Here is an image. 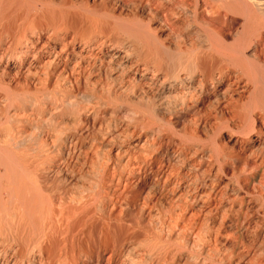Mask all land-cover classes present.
<instances>
[{
	"label": "rangeland",
	"instance_id": "rangeland-1",
	"mask_svg": "<svg viewBox=\"0 0 264 264\" xmlns=\"http://www.w3.org/2000/svg\"><path fill=\"white\" fill-rule=\"evenodd\" d=\"M133 1L134 0L132 1L131 0L130 1L129 0H118V1L117 0H102V1L100 0H0V12H1L0 15L8 16L10 19L11 17L13 19L17 17L16 20L15 19L14 20L16 25L18 24L17 26L18 32H21L25 28L31 31L33 30L34 33L32 34L37 38L39 36L38 33H40V31H43L42 39L46 40L47 39L46 37L50 36L51 39L50 41L52 42L54 41L56 44V46H53L54 42L53 43L51 42L53 48L50 49L49 53H42L41 55H37L36 58L33 55L32 56L29 55V57L25 61L24 60L15 61L14 59L12 60V56H8V57L4 56L2 58L1 57L2 51L0 52V97H2L0 98L1 100L0 101L1 103L0 104V109H1L0 111V159H1L0 177L3 178V179L0 178V190L1 191L4 190L3 193L0 191L1 194L0 214L2 213L1 214L2 217L0 218V228H1L0 232H3L0 233V240L2 241L3 246L5 245V243H6L5 246L15 242H16L15 244H21L23 247V251L25 253L24 255L25 256L27 255L26 257L24 256L25 258L24 264L25 263L30 264V262H32L31 258H33L32 253H30V251L32 249H36L39 245L43 243V241L45 240L47 241L46 235L51 231L49 230L50 221L48 223V220L44 216V214L46 213H43L46 212V208L43 207L45 206L44 202L42 203V201H45V198L44 196H40L42 193H44L40 191L42 186L40 183H42L43 185H49L50 183H53L52 181H54V184H58L65 188L68 187L67 189L71 188L69 191L71 190L73 191L74 189H76L75 191H78L82 187L85 186L88 187V185H90L89 187L94 188L95 185L98 184L99 182H101L102 185L104 184V181H107V183L112 184L113 183L112 179H113V181L116 184H119L120 187L123 186V183L128 182L127 184L128 185L130 184V186H132L131 187L132 189H138L139 187H141L142 193L145 194L146 192V195L142 194L144 197V198L142 197V202H147V204L142 203L141 205L142 208L138 206L139 210L138 209L136 210L135 208L136 210L135 211L133 208H130L131 206L128 209L125 208L127 205L126 204L127 201L125 199H121L122 202H120L119 206L117 207L118 210L120 209L117 214L121 215L119 217L124 219V221L123 220L121 221H123L125 225L132 227L134 231H136L137 228L138 229L142 228V226H144L143 225L144 221L145 224L147 222L150 223L147 224H149L148 227L150 226L151 229L146 228L149 229L148 230L149 234H147L148 237H146L145 240H143L145 243L141 241V244L145 245L148 250L139 252L138 254H136L137 257L134 256V259L136 261H139L141 259V264H171L172 262L177 263L178 261H179L178 264L179 263L201 264V262L202 264H229V262L237 263L238 261H242L243 264H250L251 261H253L254 263L257 262V264L259 262H262L264 264V244L258 243L257 245L254 246L256 248L254 247L249 248L250 252L249 251L242 252L240 251L241 248L238 251L237 248L234 247L235 243H237V246H242L246 244L248 246L250 242L248 241L245 235H241L243 229L234 230L225 225L229 220L228 218L229 216L227 217L225 215L222 219V222L225 221L224 225L219 226L220 224L218 219H220L221 217L216 218L218 216L215 215L207 216L206 214H204V212H202L201 214L199 213L200 215H196L194 218H192L193 220L192 219L189 220L191 221L190 223L192 226H194L195 228L197 227L196 232L201 231L200 234L202 236H200V234L198 233L199 235L197 236H199L200 239L199 237L197 238L196 236H193V238L192 237H190V239L188 238L187 241L184 238L185 236L184 234H188L189 232V228L187 224L184 226L185 229H183L184 227H181L179 229L178 228L174 229L171 225L169 227V224H162L160 221V216L158 214L159 209L164 211L166 209L164 207L168 205L167 202L169 201V198L171 197L175 198L179 193L182 192V190H178L172 194L169 193L167 191L169 185L168 184L162 185L161 182L162 178H156L157 176L151 173V171H153V168L150 167L149 161L153 157V153L156 154L155 158L157 159V161L159 160V162L161 163H164L166 161L164 164H168L169 166L173 165V167L171 168H174L175 166L174 172H177L179 174H182L184 171L188 170L189 168L193 170L192 166H197L202 162H204V164L207 163L206 165L208 167L210 165L209 169L210 170L212 169L211 170L212 172L217 171L218 169L217 167L219 163H221L222 171H226L225 169H227V171L231 170V165H235L237 167L242 168V166H240V164L237 163L233 158L228 157L229 150L232 149L233 147L235 148L238 147L236 140L241 137V133H239V128L237 125L240 124V121L237 118L235 120L226 119L228 118V115L229 116L232 115L231 110L228 111L226 110L227 113L226 112L224 113L225 118H223L222 117L223 115L219 110L220 106L222 105H217L218 103L214 99L213 95H208V97L202 101L199 100L198 102L197 101L194 102V104L200 107L199 113L196 114V111H193L191 106L187 109L183 104H180L179 101H175L173 97L170 96L171 94H174L173 92L171 93L166 92L167 89H163L164 91H162V88L158 84L161 81L162 77H164L163 76L164 73L166 74L169 71L168 74L170 76L173 74L172 76H174V71L176 70L178 63L180 64L179 62L180 59L182 58L181 60L185 61L186 60L185 58H187L188 56L187 55L185 57L188 51L186 53L184 52L185 54H181L182 52L180 50L183 51V49L189 48L190 47L189 45L195 43H197L194 45L195 48L201 45L204 47L206 40L201 32H197V27H195L196 23L194 21L192 22L193 17L191 13L189 12L187 13L178 7L169 5L167 2H165V0H161L163 3L160 2L159 0H152V1L140 0V3L144 1L143 2L144 4L137 3L139 2V0H135V2ZM154 2L156 3L159 2V3L158 4L155 3L154 5ZM101 3L103 4L102 6H100ZM104 4H106L107 6ZM155 7H157L158 9L157 8L155 9ZM169 7L172 8L169 9ZM157 12L159 13L157 14ZM162 12H166V13H162ZM188 14H190L191 16L190 18ZM150 15L151 17H149ZM164 15H167V20L165 21H163ZM176 15H178L179 17ZM169 20L171 21V23ZM165 22L166 24H164ZM188 23H190V25H188ZM174 25H176V27ZM40 27L44 29H39ZM168 27L171 28L169 29ZM173 27H174V31L172 29ZM146 30L148 31L147 33ZM168 33L170 36L168 35ZM179 34H182L181 35L183 39L182 41H180L181 39L179 40V38H181ZM18 35H20V33H18ZM174 36H176L177 38ZM194 36H196L197 39L199 38L200 45H198L199 42L198 40L196 41V38H194ZM73 38L76 39L77 46L80 43V46H78L77 49L81 48V46H86L88 50L90 51L93 50V52L99 56V58L96 59L97 62L95 63V66L93 68H91L87 64H89V62L93 63L94 60L90 59L88 60V62H86L87 64L85 65H87V67L89 68L88 69L86 68L85 78L87 82L85 81L83 86L80 85V82H76L74 80L76 77L75 78L73 77L72 81H70L66 76L67 73H70L72 71L74 72L76 66L78 70L79 63L77 60H79L80 58L79 54L75 53L72 57L68 56V52L71 51L72 45L66 47L69 39H73ZM170 38L171 40L174 41H171ZM191 38L194 40V42L191 40ZM6 39L9 38L6 37L5 40ZM162 39H164L166 42ZM201 41L204 44H202ZM173 42H175V44ZM182 42H184L185 46L187 44L188 45L184 48V45L183 46L181 45ZM188 42L191 44H189ZM157 44L160 46V48ZM163 44L165 46L168 44L169 46L168 50H166L168 46L164 47L165 48L164 50L162 46ZM172 45L174 47L173 49H172ZM176 46L177 47L182 46L183 48L180 47L179 48L180 50L178 51V48ZM175 48L177 51L174 50ZM61 49H66V50L63 53H61V55H58L57 53ZM169 49L171 50V52H173V50L176 52L174 56L178 59L176 64L173 62V64L176 65L175 67L168 60V56L169 59L171 57L170 61H173L172 59L174 58L170 54L168 55V53L170 52ZM162 50H164L163 51L164 53L167 51L165 55L164 53L162 54V52H160ZM178 52L181 53L179 54ZM177 53L178 55L180 56L182 55L185 58H183L182 56L181 58L179 56L177 57L176 56ZM166 55L168 61L165 58ZM123 56H126L128 59L127 61H125V64L127 65L128 68L125 66H122L123 68L120 66L116 67L115 66L117 64L116 61L117 62L122 61ZM100 59H103L104 62L107 59V63L110 60L113 61H110L111 62L110 65L108 64L104 65V63H100L101 62ZM44 60L45 63L43 62ZM48 61H50V63ZM157 61L160 62V64H162L161 62H164V64L160 65ZM165 61H166V67H163L165 66ZM182 61L181 64L183 65ZM19 62L20 63L23 62L24 65L22 66L21 71L18 73L16 70H12L11 67H14L13 65L18 66ZM168 62H169L168 65L171 64L170 66L172 68L167 65ZM112 64L113 66H115V68H112ZM147 64L150 65V70L147 71L148 73L146 77H142V74L144 72L143 70L147 66ZM181 64L180 66H178V68L181 67ZM57 65L58 68L66 66V70L63 71V73H61L60 71L54 72V69L57 68ZM160 66L162 68V71L159 68ZM167 66L168 68H171V70L168 69ZM104 67L105 68L107 67V69L105 70ZM173 67L175 70L173 69ZM155 68H157L156 70H159L156 73V79H155L156 81L154 80L153 81L154 83L153 82L149 83L151 80L150 76H152V73L155 70ZM164 68H167L165 69L167 71H165ZM53 72L55 74L53 80L51 82H48L49 77L48 79L46 77L50 76L49 74H52ZM73 76H77V73L73 74ZM197 78L198 77H196L194 84L197 83ZM170 80L173 81L172 77H169V79H167V83L164 84L166 88H169ZM168 94L169 96H167ZM199 96L200 94L196 93L192 95V98L196 100ZM193 99H192V103H193ZM208 99L209 101L210 99L212 101L209 102L207 101ZM239 110L242 112L244 111L243 108L242 109L240 108ZM189 111L193 115H190ZM251 114L250 117H252L253 119V117L256 118L258 117V115L263 114V112L259 110V108H257L254 109L251 112ZM85 118L88 119L87 122L84 121ZM254 121H255L254 125H257L258 120L257 121L254 120ZM93 123L95 124L92 129L93 132L92 136L91 134H89L91 132H89L88 134L83 133L84 137H82L83 139L81 140V142L82 141L83 142L79 143V146L76 147L77 150L76 149L71 150L70 147L71 145H73L72 144L73 141L70 138H66V135L69 132L79 133L80 131L79 129H81L84 126L87 127V124H88L87 128H90V126L93 125ZM95 126L96 129L94 128ZM17 128L20 129L25 134L23 133H20L21 135L16 134L18 130ZM11 131L14 132L15 134H13ZM14 135H18L19 137L22 135L23 136L20 137L19 139L18 136L14 137ZM92 146H95L96 149ZM255 151H256V158L255 159L250 158L249 160L251 165L248 168H245L243 172L238 171L235 177L231 178L233 180L232 181L233 183L229 181L231 184L230 188L233 186L234 188L237 189V185L235 184L236 183L235 179H237V177L241 179L247 177L250 180V184L251 185L254 184L256 187L258 186V188L256 187L253 188V186H251L250 191H253L254 194L249 193L250 196L246 194L244 195L253 197L255 201L257 200L256 204L260 202L261 203L263 202L264 204V193L261 199L256 196L258 194L257 192H259L261 189L262 192H264L263 191L264 190V162H263L264 144H262V146L256 149ZM246 152L249 151L247 150ZM128 153L129 154L132 153L133 156L131 154L129 155ZM140 154L144 158H141L142 156H140ZM127 155H129L128 156L129 158H127ZM184 157L185 160L183 159ZM32 158L34 159L33 163H32L33 160ZM139 158L141 160H139ZM12 161L14 162L12 163ZM139 161L141 162L143 161L142 163H145L143 165L145 168L141 170L140 172L141 174L137 173L138 168L136 169V167H131L132 164H137ZM7 162L9 163V165ZM13 165L15 166L13 167ZM4 169L6 170L7 173L9 171L11 172L13 171V176L11 172H9V174L7 175ZM17 169H19L20 171L19 170L17 171ZM114 169L115 170L117 169V171H115ZM14 170L17 172V174L20 172V174H18L19 176L17 174L14 175L15 173ZM33 170L42 171V175L40 171L37 172L35 171V173L38 175V176L36 175L35 177L34 172H32ZM103 170H105V172ZM43 171L45 177L47 176L50 178V180H52L51 182H48L50 181L49 178L48 179L47 177L43 178L44 177ZM112 171L114 174H112ZM22 172L24 173L23 175ZM28 172L31 174H29ZM2 173L4 175H2ZM106 175L108 176L106 177ZM111 175L112 176L114 175L115 178L114 177L110 178ZM212 175L213 174L211 172L207 174L204 173L199 177L200 179L198 180H200L201 182L202 181L204 182V180H206L205 182L208 183L213 179ZM4 176L6 177V179ZM249 176H251V178ZM38 177L41 178L42 180L46 179L47 181L44 180L40 182L41 179H39ZM150 177L152 179H150ZM226 177L223 176L222 179L227 181L229 179V175H227ZM17 179H19L21 182H19V180ZM114 179L117 180V182ZM38 180L40 181L37 182ZM151 180L155 184L151 182ZM44 182L46 184H44ZM13 183L14 184L17 183V184L14 185ZM2 184L5 185L6 187L8 185L10 186H8L7 189L5 190L2 189L4 187ZM20 184H22L23 186H21ZM27 184L30 186L28 187V189H26L28 186ZM134 184L136 187H134ZM148 184L151 186H149ZM147 185L149 186V189ZM8 189L9 192L7 191ZM14 189H16L15 190L16 192L14 191ZM244 191H245L244 189L238 191L239 197L236 198L237 199L236 204H239L240 195L242 196L243 193H245ZM232 192L233 191H230L229 194L233 195L234 193ZM6 193L7 194L9 193L10 196H8ZM24 193H25V197L27 198L23 196ZM34 194L36 195V197ZM17 195L19 197L23 196L24 198L23 197L19 198ZM205 196H206L205 194H202L200 197H198L199 199L196 198L194 200V205H193L194 208L192 207V210H194V212L198 210V207L202 202V200L203 199L205 200L206 198ZM146 197L153 200L152 204L151 203L149 204L148 201L143 200L146 199ZM182 197L184 198V195ZM221 198H222V204L230 201L229 199H227L228 198L227 196L224 197L222 196ZM14 200L15 202H13ZM36 202H38L39 205ZM29 203L30 205L29 207H27ZM41 203L43 205H40ZM99 205L100 203L97 201V203H95V210L97 214L95 212V215L102 214L101 213L102 211L99 209L100 208ZM148 205H154L155 208L152 206L149 207ZM4 207L6 208L4 209ZM13 207L16 208L17 211L16 213L19 214L20 216L19 215L16 216V214L14 213L15 208L13 209ZM30 207L34 209H31ZM22 209L25 210L23 212L24 216L25 215L27 216V214L30 211H33V213L31 212L32 213L31 215L28 214L30 218L28 216L27 217L25 216L26 221L23 218L24 216L21 215L23 211ZM29 209L31 210L29 211ZM39 209L41 210V212ZM143 210L146 211L142 213ZM4 211L8 212L7 215L13 218L11 219L9 218V216L7 217L6 212ZM120 211L122 212V214H120ZM259 212H261V210L256 211L253 215L252 213H250L252 215L251 218L254 216L257 217ZM3 213L5 214L3 215ZM40 213H43L42 215L44 217ZM38 214H40L42 218H45L47 220L46 222L45 219H42V222L43 223L46 222V224L37 221L38 219L39 220L41 219V217H39ZM35 215L39 217L37 220L33 218L35 217ZM147 215L148 217H146ZM261 215L262 214L260 213V218H262ZM14 216L16 217V219ZM142 217L144 219H142ZM198 217H200V219ZM4 219H7L8 222H10L9 220L11 219L12 226L10 225L11 223L7 222L6 224ZM18 219L19 221H17ZM21 219H22L21 224L23 223L22 224L23 227L20 224H18L21 227L20 228L18 225L16 226V224L19 223ZM32 220L33 221L35 220V223L37 221V225L36 224L35 225L39 226L38 230L40 229L42 230L40 231V233L36 229L38 227H36L33 224L34 222ZM139 220L142 221L140 224L138 222ZM2 221L5 223H3ZM30 221L33 223L31 224ZM193 221L195 223L194 225L192 224ZM25 222L28 223L26 224ZM136 222H138V227L136 226L137 225ZM1 223H3V226ZM39 223L42 224L44 231L41 228L42 226L38 225ZM130 223H132L133 225ZM147 224L144 227H147ZM7 225L10 228L6 227ZM29 225L32 228L31 227L27 228ZM6 228L9 229L8 231L10 233H8ZM12 229L13 230L15 229L17 231L19 237L16 235L17 233H14L16 231L15 230L13 231ZM3 230H5L6 233H4L5 231ZM21 232H23L22 233L23 236H21L20 234ZM263 232H264V227H262V233ZM26 233L27 235L30 233L29 234L30 238L26 237ZM40 234L42 235L44 234L43 236L45 238ZM4 236L6 239L4 238ZM82 236L84 237L83 234L81 235V237ZM157 236L160 237L158 238ZM260 236L261 239L264 236V233L263 236L262 234H260ZM17 238H19L18 240H21V243L17 240ZM25 238H27V243H28V239L31 240V241L29 240L30 243H28L29 246L27 247H25L26 245H28L27 243H25L26 241ZM40 238L42 239V241ZM209 238L212 245H214L216 248L215 251H213L214 254L212 253L213 255L209 254V252L202 253L203 250H201V248L203 249V244H205L207 240L209 241ZM35 239L38 241L40 239V241L39 242L37 241L36 243V241H34ZM152 239L154 242L152 241ZM148 240L149 243H147ZM46 241L42 245H45ZM35 244H37L38 246ZM76 246L78 247V243L75 245V247ZM24 248L27 250L25 251ZM168 252L169 253L171 252L170 256ZM106 254L107 253L105 251L104 256ZM85 256L87 257V255H83L82 259L84 258L85 261H88V264H96V259L94 258L95 256H92L91 258L88 259ZM124 258L125 257H123L122 260ZM173 258L175 260H173Z\"/></svg>",
	"mask_w": 264,
	"mask_h": 264
},
{
	"label": "bare ground",
	"instance_id": "bare-ground-1",
	"mask_svg": "<svg viewBox=\"0 0 264 264\" xmlns=\"http://www.w3.org/2000/svg\"><path fill=\"white\" fill-rule=\"evenodd\" d=\"M100 1H102V0H100ZM145 1H147V0H145ZM150 1H152V0H150ZM159 1L162 2L161 0H159ZM124 2H126V1H124ZM133 2H135V0ZM143 2H141V3L144 4ZM165 2H167L169 5H172L174 7H178V8H180L181 10H183V11H185L187 13L188 12L191 13V15L193 17L192 18V22L194 21L196 23L195 24L196 25L195 27H197V32H201L203 34V36L205 37L206 43H205V46L204 47L202 45L199 46V47L196 45L197 48H195L194 45L197 44V43H195V44L189 45L190 46L189 48H185L188 44L185 46L184 45V42H182L181 45L182 46L184 45V48H185V49H183V51L179 49L180 47L183 48L182 46H178V47L176 46L178 48V51L180 50L182 52V53L181 52H178L179 54L180 53L181 54H185L188 51L187 54L185 55V57L188 55L187 58H185L184 56L181 55L183 58L186 59L185 61H182L181 60L182 59L181 56L178 55V53H177L176 56L177 57L179 56L181 58V59L179 58L180 59L179 62L181 64V61H182L183 65L181 64V67L178 68V66H180V64L178 63V65L176 67V70L174 69V67L176 65L173 64V62L176 64L177 63V59H178V58H176L174 56L175 53H176L174 50H176V48L173 50V52H171V50L169 49L170 52L168 51L169 52L168 55L170 54L172 57H174L172 59L173 61H170L171 57L169 59V56H168L169 62L174 66L173 67V69L175 70L174 71V76H172L173 74L170 76L168 74V72H169L168 71L166 74L164 73V75H163L164 77H162V79L159 82V84L158 83L157 84L162 88V91H164L163 89H167L166 92H169V93L173 92L174 94H171L170 96H172L175 101H179V103L180 104H183L187 109L191 106L192 107V110L193 111H196V114L199 113V108L200 107H198L196 104H194V102L195 101L198 102L199 100L202 101L205 98H207L208 95H213L214 99L218 103L217 105H222V106H220V109L219 110H220L221 114L223 115L222 116L223 118H225L224 117V113L226 112V110L227 111L228 110H231L232 111L231 112L232 115H230V116L228 115V118H226V119H230V120H235L236 118L239 119L240 124H238L237 126L239 128V133H241V137L236 140V142L238 144V147H236V148L233 147L232 149L229 150L228 157L229 158H233L237 163L240 164V166H242V168L237 167L235 165H231V170H228L227 171V169H225L226 171H222L221 170V163H219L220 161L218 160L219 161V162H217V163H219L218 164V167H217L218 169L215 172H212L211 171L212 169L211 170L209 169L210 168V165L208 167L206 165L207 163L204 164V162H202V163H200L197 166H192L193 167V170H191L189 168L188 170L184 171L182 174H179L177 172H174L175 166H174V168H171V167H173V165H170L169 166L168 164H164L166 161L164 163L159 162V160L157 161V159L155 158L156 154L153 153V157L152 158L150 157L151 159L149 161L150 167L153 168V171H151V173L154 174V175H156L157 176L156 178H162V180H161L162 185H165V184H168L169 185V187L167 188V191L169 193L172 194V193H175L178 190H182L181 193H179V192H178L179 194L177 193L178 195L175 198H172V197L169 198V201L167 202L168 205L166 207H164V208H166L164 210L165 212L163 210H160L159 209V213L158 212L157 213L160 216V221H161L162 224H169V227L171 225L174 229L175 228H178L179 229L181 227H184L187 224V226L189 228V232H188V234H184L185 235L184 238H185L186 241H187L188 238L190 239V237L193 238V236H196L198 238L199 236H197V235H199L200 232H201V231L200 232H196L197 227L195 228L190 223L191 222L190 220L192 218H194L196 215H200L202 212H204V214H206L207 216H213V215H215V216H218L216 218H220L221 217L220 219H218L219 220V224H220L219 226L224 225V222L225 221L222 222L223 217L225 215L227 217L229 216L228 217L229 220L227 221V224H225V225L228 226V227H230V228H232V229H234V230L243 229V231L241 232V235H245L247 237L248 241L250 242L248 246H247V244L246 245H242V246H237V243H235L234 247H236L238 251L241 248L242 250L240 249V251H242V252L243 251H246V252L249 251L250 252L249 248L254 247L258 243L259 244H264V236H263V233L264 232L262 233V227H264V222H263L264 221V204H263V202L262 203L260 202V203H257L256 204V201L257 200L255 201L253 199V197H249L250 196L249 193L250 194L251 193L254 194L253 191H250L251 186H253V188L256 187L253 183H252L253 185L250 184L249 178L244 177L243 179H241V178L237 177V179H235L236 180V183L235 184L237 185V189L234 188L233 186L230 188V185H231L230 182L233 183L232 182L233 180L231 178H234L235 175H236V173H238V171L239 172H241V171L243 172L245 170V168H248L251 165V163L249 162L250 158H254L255 159L256 158V151L255 150L258 149L259 147H261L262 144H264V0H165ZM137 3H140V0ZM145 3H147V2H145ZM155 3L156 2H154V5H155ZM158 3L159 2H157L156 4H158ZM102 5L103 4L101 3L100 6H102ZM104 5H106V4H104ZM114 7H116V6H114ZM156 8L157 7H155V9ZM170 8H172V7H169V9ZM151 9H152V6H151ZM159 12H157V14ZM173 12H171V13H173ZM162 13H166V12H162ZM188 15H189V18H190L191 17L190 14H188ZM12 16H13V14H12ZM15 16H16V14H15ZM161 16H162V14H161ZM176 16H178V15H176ZM181 16H183V15H181ZM149 17H151V15ZM16 18L17 17H15L14 19L16 20ZM180 18H182V17H180ZM14 19L12 17L10 19L8 16L0 15V52L2 51L1 52V55H2L1 57L2 58L4 56H6V57L12 56V60L14 59L15 61L16 60L17 61L18 60H20V61H23L24 60L25 61L29 57V55L30 56L33 55L36 58L37 55H41L42 53H49L50 49L53 48L52 45H51V42L52 41H50L51 40L50 39V36H48L49 38L46 37L47 39L44 40V39H42L43 31H40V33H38L39 36L36 38L32 34V33H34L33 30L31 31V30H28L26 28L23 29L21 32H18V28H17L18 24L16 25ZM165 20H167V15H164L163 16V21H165ZM169 21H166V22H169ZM166 22L164 24H166ZM175 22H174V24H175ZM170 23H171V21H170ZM159 25H161V24H159ZM188 25H190V23H188ZM174 26L176 27V25H174ZM189 28H191V27H189ZM39 29H44V28L40 27ZM172 29L174 31V27ZM173 31H170V32H173ZM192 31H194V30H192ZM147 32L148 31L146 30V33ZM18 33H20V35H18ZM175 33H176V30H175ZM17 35H18V37H17ZM168 35H169V33H168ZM175 35H177V34H175ZM179 35L181 37V38H179V40L181 39L180 41H182L183 40L182 39V36H181L182 34H179ZM199 35H200V33H199ZM6 37H8L9 39H6L5 40ZM174 37H176V36H174ZM167 38H169V37H167ZM176 38H173V39H176ZM188 38H190V37H188ZM192 38H191V40L194 42V40ZM194 38H196V36H194ZM162 40H164V39H162ZM170 40H171V38H170ZM185 40H186V38H185ZM197 40L199 42V38L198 39L196 38V41ZM171 41H174V40H171ZM160 42H162V41H160ZM145 43H147V42H145ZM173 43L175 44V42H173ZM54 44H55V42H54ZM54 44H53V46H56V44L55 45ZM189 44H191V43H189ZM202 44H204V43L202 42ZM70 45H72V49H71L70 52H68V56L72 57L75 53H77V54H79V57L80 58H79V60H77L78 63H79L78 64V70H77V66H76V68H75V71L76 72L75 71L74 72L72 71L70 73H67L66 76H67V78L70 81H72L73 77L74 78L76 77L74 80L76 82H80V85L83 86V84L86 81V78H85V76H86L85 75L86 74L85 73L86 72V68L87 69L89 68V67H87V65H89L91 68H93L95 66V63L97 62L96 59H98L99 56L97 54H95L93 52V50H91V51L88 50L86 48V46H81V48L77 49L78 46H80V43L77 46V42H76V39L75 38L69 39V41L67 42L66 47H69ZM153 45H155V44H153ZM176 45H177V43H176ZM198 45H200V42L198 43ZM162 46L164 48V47L168 46V44L166 46L163 44ZM159 48H160V46H159ZM168 48H169V46L167 47L166 50H168ZM173 48L174 47L172 45V49ZM151 49H153V48H151ZM190 49H191V51H190ZM65 50L66 49H61V50H59L58 53L57 52L56 53L58 55H61V53H63ZM164 50H165V48H164ZM164 50H162L160 52H162V54H163L164 53L163 52ZM166 52L164 53V55L166 54ZM112 57H113V55H112ZM165 58L167 60V55L165 56ZM90 59L94 60V62L93 63H90L89 62V64H87L86 62H88V60H90ZM127 60H128L127 57L126 56H123L122 61H120V62L118 61L119 63L116 61L117 64L115 66L116 67L117 66H120V67L125 66V67H127V65L125 64V61H127ZM100 61H101L100 63H104V65H106V64L110 65L111 64L110 61H113V60L108 61V63H107V59L105 60V62H104L103 59H100ZM43 62L45 63V60ZM48 62L50 63V61H48ZM169 62L167 63V65L169 64ZM158 63L160 64V62H158ZM161 63L162 64H160V65H163L164 64V62H161ZM85 64H87V65H85ZM23 65H24L23 62H21V63L19 62V65L18 66L13 65L14 67H11V68H12V70H16L19 73L21 71V68H22ZM48 65H46V66H48ZM170 65H168V66L171 67ZM115 66H113V64H112V68H115ZM168 66H167V68H168ZM153 67H155V66H153ZM163 67H166V61H165V66H163ZM14 68H16V69H14ZM127 68H125V69H127ZM157 68H155V70L152 73V76H150V79L151 80H150L149 83H152L156 79V73L160 69L162 71L161 66L159 67L160 69L158 68L159 70H156ZM167 68H164V70L167 69ZM171 68H168V69L171 70ZM106 69H107V67L105 68V70ZM108 69H111V68H108ZM65 70H66V66H63L61 68H58V65H57V68L54 69V72H56V71L59 72L60 71L61 73H63V71H65ZM149 70H150V65L147 64V66L143 70L144 72L142 74V77H146V75L148 73L147 71H149ZM165 71H167V70H165ZM54 72L52 74H49L50 76H47L46 77L47 79L49 77L48 82H51L53 80V77L55 75ZM75 73H77V76H73V74H75ZM169 77H172L173 81L170 80V82H169V85L170 86H169V88H166L164 84L167 83V79H169ZM196 77H198L197 78V83L194 84L195 83V80H196ZM121 81H122V79H121ZM196 93L200 94L201 97L199 96L196 100H194L192 98V95L193 94H196ZM167 96H169V94ZM0 98H2V97H0ZM187 99H188V101H187ZM192 99H193V103H192ZM211 99H210V101H212ZM207 101H209V99ZM240 108L241 109L243 108L244 111L243 112L240 111L239 110ZM257 108H259V110H261L263 112V114L258 115V117L255 116L256 118L253 117V119H252V117H250L252 115L251 112L254 109H257ZM0 111H1V109H0ZM189 113H190V115H193V114H191L190 111H189ZM201 113H203V112H201ZM87 120H88L87 118L84 119V121H86V122H87ZM254 120H256V121L258 120V122H257L258 124L257 125H254L255 124V121ZM94 124L95 123H93V125H91V126L89 125L90 128H87L88 127V124H87V127L84 126L81 129H79L80 130L79 133L78 132L77 133L76 132L75 133H73V132L70 133L69 132L66 135V138H70L73 141V143H72L73 145H71V147H70L71 150H74V149H76V147L79 146V143L83 139L82 137H84V134L83 133L88 134L89 132H91L89 134H91V136H92V134H93L92 129H93ZM94 128L96 129V126ZM12 133L15 134L14 132H12ZM20 133H23V132L20 129H18L17 132H16V134H20ZM8 134H10V133H8ZM23 134H25V133H23ZM11 136H12V134H11ZM15 136H18V135H14V137ZM22 136H20V137H22ZM20 137H19V139H20ZM96 138H98V137H96ZM92 147H94L96 149L95 146H92ZM94 148H92V149H94ZM247 150L249 152H246ZM130 154L133 156L132 153H130ZM218 154H219V152H218ZM117 155H118V153H117ZM129 155H127V158H129L128 157ZM136 156H138V155H136ZM140 156H142V155L140 154ZM161 157H162V155H161ZM141 158H144V157L142 156ZM70 159H71V156H70ZM183 159L185 160V157ZM139 160H141V159L139 158ZM146 160H147V158H146ZM178 160H179V158H178ZM14 161H12V163ZM33 161H34V159L32 160V163H33ZM66 162H68V161H66ZM142 162L141 161H139L138 163L136 162L137 164H132L131 167H136V169L138 168L137 173H140L141 170H143V168H145L143 166L145 163H142ZM182 162H183V160H182ZM224 163H225V161H224ZM35 164H36V161H35ZM8 165H9V163H8ZM14 166L15 165H13V167ZM129 166H130V164H129ZM36 168H37V166H36ZM32 169H35V168H32ZM18 170L19 169H17V171ZM28 170H29V168H28ZM35 171L37 172V171H40V170H35ZM35 171L33 170L32 172H34L35 177H36L37 174L35 173ZM103 171L105 172V170H103ZM115 171H117V169ZM132 171H135V170H132ZM145 171H146V169H145ZM9 172H11V171H9ZM9 172L7 173L6 170H5V173L7 175L9 174ZM24 172H26V171H24ZM110 172H111V170H110ZM209 172H211L213 174L212 175L213 176L212 177L213 179L210 182L207 183V182H205L206 180H204V182L203 181L201 182L200 180H198V179H200L199 177L202 174H204V173L207 174ZM11 173H12V176H13V171ZM40 173L42 175V171H40ZM106 173H107V171H106ZM15 174H17L16 171H15L14 175ZM18 174H20V172ZM23 174L24 173L22 172V175ZM29 174H31V173H29ZM43 174H44V171H43ZM112 174H114L113 171H112ZM117 174H115V175H117ZM2 175H4V174L2 173ZM227 175H229V179L227 181H225L224 179H222L223 176L226 177ZM107 176L108 175H106V177ZM20 177H19V179H20ZM46 177H45V174H44V177L43 178H46ZM113 177H114V175L113 176L111 175L110 178H113ZM249 177L251 178V176H249ZM0 178H2V177H0ZM14 178H15V176H14ZM30 178H31V176H30ZM48 178L49 177H47V179ZM5 179H6V177H5ZM12 179H13V177H12ZM19 179H17V180H19ZM21 179H23V178H21ZM39 179H41V178H39ZM55 179H53V180H55ZM104 179H105V177H104ZM150 179H152V178L150 177ZM7 180H8V177H7ZM44 180H46V179H43V180L41 179V181L38 180L37 182H39V181L42 182ZM49 180H50V178H49ZM51 181L52 180H50L48 182H51ZM56 181H58V180H56ZM100 181H101V179H100ZM115 181L117 182V180H115ZM119 181H121V180H119ZM19 182H21V181L19 180ZM45 182H44V184H46ZM52 182L53 183H50L49 185H43L42 183H40L42 185L40 191L41 192H44L40 196H44V198H45V201H42L43 199L41 198L42 199L41 200L42 203L44 202V205H45L43 207L46 208V212H43V213H46V214H44V216L48 220V223L50 221V225H49L50 229L49 228L48 229L51 230V231L46 235L47 236V241L45 240L46 241V244L45 245H42L45 241H43V243L41 245H39V246L37 244H35L38 247L36 249H32L30 251V253H32V257H33V258H31V261L32 262H30V264H88V261H85L84 258L82 259V256L83 255H87V257L85 256L87 259L88 258H91L92 256H95L94 258L96 259V264H119V262H120V264H128V263L129 264H141V259L139 261H136L134 259V256L137 257L136 254H138L139 252H143V251H147L148 250L145 245L141 244V241L145 240V238L148 237V235H147V234H149L148 233V230L151 229L150 226L148 227V225L150 223L147 222L149 224L146 223L147 224V227H144L146 225L145 224V221H144V223H143L144 226H142V228H139V229L137 228V230L134 231L132 229V227H129V226L125 225L123 223L124 219L121 218V217H119L121 215L117 214L118 211L120 210V209L118 210L117 207L119 206L120 202H122L121 199H125L127 201L126 202L127 205L125 207L127 209L131 206L130 208H133L134 210L136 208V210H137L138 209V206H140L142 208V206H141L142 203H144V204L146 203L147 204V202H142V197H143L142 194H144V193H142L141 187H139L138 189H132L131 188L132 186H130V184L128 185L127 184L128 182H126V180H125L126 183H123L122 182L123 183V186L120 187V185L119 184H116L113 181V179H112V182L114 183V184L112 183L113 185L110 184V183H107V181H104V184L103 185H102L101 182H99L96 185L94 184L95 185L94 188L93 187L91 188V187H89L90 185H88V187L85 186V187H82L81 189H79V187H78V189H79V190L77 189L78 191H75L76 189H74L73 191L72 190L69 191L71 188L70 189H67L68 187L65 188V187L60 186L58 184H54V181H52ZM151 182H153V181L151 180ZM6 184H8V183H6ZM15 184H17V183H15ZM20 185L23 186L22 184H20ZM3 186L4 187L2 189H5L6 190L7 187L10 186V185H8L7 187L5 185H3ZM149 186H151V185H149ZM149 186H148V189H149ZM28 187H30V186L28 185L27 188L26 187L25 188L28 189ZM134 187H136L135 184H134ZM202 187H205V188H202ZM256 188H258V186ZM11 189H13V188H11ZM16 189H14V191ZM241 189H244L245 190L244 191L245 193H243V195L246 194V195H249V196H245V195L244 196L243 195L241 196L240 195L239 204H236V202H237V199L236 198L239 197L238 191L239 190L241 191ZM259 189H260V187H259ZM235 190H237V191H235ZM3 191L4 190H2L1 192L3 193ZM7 191L9 192V189ZM89 191H92V192H89ZM161 191H162V189H161ZM230 191H233L232 193H234V194L233 195H230L229 194ZM147 193H148V191H147ZM257 193H256L257 194L256 196L261 199L262 196H263V193H264V192H262V189L259 192H257ZM166 194H168V193H166ZM202 194H205L206 195L205 196L206 198H205V200L204 199L203 200L201 199L202 202L200 203V205L198 207V210L196 209L197 211L194 212V210H192V207L194 205V200L196 198L200 197ZM7 195L10 196L9 193ZM27 195H28V193H27ZM144 195H146V192H145ZM183 195H184V198L182 197ZM23 196L25 197V193L23 194ZM23 196H20V197H23ZM222 196L223 197L224 196H227L228 197L227 199H229L230 201L222 204V198H221ZM3 197H4V195H3ZM35 197H36V195H35ZM147 197H148V195H147ZM147 197H146V199H143V200L144 201L146 200V201H148L149 204L150 203L152 204V201L153 200H151V199H149ZM25 198H27V197H25ZM151 198H152V196H151ZM37 199H38V197H37ZM11 201H10V204H11ZM97 201L100 203V205H99L100 208L99 209L102 211L101 212L102 213L101 215H95V212H96V210H95V203H97ZM7 202H9V201H7ZM13 202H15V200ZM39 202H40V200H39ZM36 203H38V202H36ZM36 203H35V205H36ZM42 203L40 205H43ZM32 204H34V203H32ZM29 205H30V203L27 205V207H29ZM38 205H39V203H38ZM148 206L149 207L150 206L154 207V205H148ZM7 207H8V205H7ZM5 208L6 207H4V209ZM14 208L15 207H13V209ZM121 208H122V206H121ZM20 209H21V207H20ZM31 209H34V208H31ZM31 209H29V211ZM7 210H8V208H7ZM22 210H20V211H22ZM116 210H117V212H116ZM151 210H152V208H151ZM260 210H261V212L258 213V216L257 217L254 216V217L251 218V216L256 211H260ZM24 211L25 210H23L22 213L20 212L21 215H23V216H24V214H23ZM36 211H35V213H36ZM145 211L146 210H143L142 213L145 212ZM4 212H6V211H4ZM16 212L17 211H16V208H15V212L14 213L16 214V216L19 215ZM18 212H19V209H18ZM31 212L33 213V211H30L28 214L31 215L32 214ZM40 212H41V210H40ZM7 213L8 212H6V215H7ZM14 213H13V215H14ZM43 213H40V214L42 215ZM250 213H252V215ZM260 213L262 214L261 215L262 218H260ZM1 214H0V218L2 217ZM4 214L5 213H3V215ZM28 214H27V216H28ZM40 214H38V215H39V217H41V219H40L41 221L38 219L39 217H37V215H35V217H33V218L36 219V220L38 219L37 221H39V222H42V219H45V218H42L43 215L41 216ZM96 214H97V212H96ZM120 214H122L121 211H120ZM10 215H12V214H10ZM8 216L9 215H7V217ZM25 216L23 217L24 220H25ZM146 217H148V215ZM9 218L12 219L13 217H10L9 216ZM9 218H7V219H9ZM198 218L200 219V217H198ZM7 219H4L5 222H6V224L8 222ZM11 219L9 220L10 222H8V223H11L10 225L12 226V222H11L12 220ZM15 219H16V217H15ZM142 219H144V218L142 217ZM45 220H44V222H45ZM47 220H46V222H47ZM121 220H123V221H121ZM13 221H14V219H13ZM17 221H19V219ZM37 221H36V223H35V220L33 221L34 223L31 222V221L30 222H31V224L33 223L34 225L35 224L37 225ZM5 222H3V223H5ZM21 222H22V219L20 220L19 223L16 224V226L18 224H20L22 226L23 223L21 224ZM46 222L45 223L42 222V223L43 224H46ZM138 222L140 224L142 221L139 220ZM138 222H136L137 225L135 224L137 227H138ZM3 223H1L2 226H3ZM130 224H132V223H130ZM192 224L193 225L195 224L194 221H193ZM38 225H41L42 226L41 223H39ZM6 227H9V226L7 225ZM25 227H26V225H25ZM29 227H31V226L29 225L27 228H29ZM36 227H38V228H36L38 230L39 229V226H36ZM46 227H47V225H46ZM46 227H44V228H46ZM166 227H167V225H166ZM41 228L43 229V226ZM146 228H149V229H146ZM3 229H4V227H3ZM183 229H185V227ZM0 230H1V228H0ZM8 230L9 229H7V231ZM18 230H19V228H18ZM59 230H61V231H59ZM3 231H5V230H3ZM40 231H42V230L41 229L38 230L39 233H40ZM43 231H44V229H43ZM171 232H173V231H171ZM0 233H3V232H0ZM4 233H6V231ZM8 233H10V232L8 231ZM14 233H17V231L14 232ZM22 233L23 232L20 233L21 236H23ZM29 234L27 235V233H26V237L27 238L28 237L30 238ZM82 234L84 235V237L83 236L81 237ZM260 234H262V236H263L261 239H260V237H261ZM16 235L18 236V233ZM40 235H42V234H40ZM154 235H155V233H154ZM21 236H20V238H21ZM38 236H39V234H38ZM200 236H202V235L200 234ZM4 238H5V236H4ZM4 238H2V239H4ZM27 238H25L26 241L23 240V241H25V243H27ZM162 238H164V237H162ZM167 238H168V236H167ZM18 239L19 238H17V240ZM40 239H39V241H40ZM42 239H41V241H42ZM147 239H149V238H147ZM199 239H200V237H199ZM199 239H197V240H199ZM29 240L30 239H28V243H30ZM18 241L21 243V240H18ZM34 241H36V243H37L38 240L35 239ZM34 241H32V242H34ZM152 241H153V239H152ZM14 242H15V240H14ZM207 242H205V244H203V249L201 248V250H203V252L202 251L201 252L202 253H206V252L208 253L209 252V254L213 255L214 254L213 251H215L216 248L210 242V238H209V241L207 240ZM15 243H11V244H9L7 246H5L6 245V243H5V245L3 246L2 241L0 240V264H24V262H25V258H24L25 255L24 254L25 253L23 251V247H22L21 244H15ZM77 243H78V247L76 246L77 247L76 248L75 245ZM147 243H149V240L147 241ZM157 243H155V244H157ZM159 244H160V242H159ZM186 244H187V242H186ZM27 246H29V244L26 245L25 247H27ZM31 248H32V245H31ZM254 248H256V247H254ZM232 249H233V247H232ZM232 249H231V251H232ZM26 250L27 249H25V251ZM105 251H106L107 254L104 256V252ZM151 253H152V251H151ZM170 253H169V256L171 255ZM123 257H125V258L122 260ZM161 257H162V255H161ZM174 258H173V260H175ZM156 259H157V257H156ZM165 259H166V257H165ZM127 260H128V263H127ZM256 260H255V262H256ZM176 261H178V260H176ZM178 262L177 263L172 262L171 264H178ZM234 263H232V262L230 263L229 262V264H234ZM25 264H29V263H25ZM201 264H202V262H201ZM235 264H243V263H242V261H238ZM250 264H257V262L254 263L253 261H251ZM258 264H263V263L262 262H259Z\"/></svg>",
	"mask_w": 264,
	"mask_h": 264
}]
</instances>
